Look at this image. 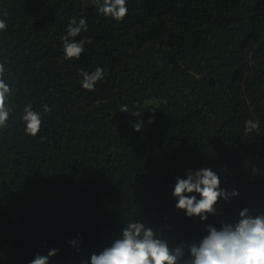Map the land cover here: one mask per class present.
<instances>
[{"label":"trees","instance_id":"16d2710c","mask_svg":"<svg viewBox=\"0 0 264 264\" xmlns=\"http://www.w3.org/2000/svg\"><path fill=\"white\" fill-rule=\"evenodd\" d=\"M127 7L116 22L92 0H0V63L15 105L0 129V264H29L52 248L49 264H90L135 220L175 247L209 224L235 223L245 207L264 213V0ZM81 16L88 30L74 39L91 44L64 59L62 37ZM97 67L103 81L83 89L81 70ZM29 104L42 117L35 137L21 119ZM249 119L258 131L245 132ZM209 167L240 195L207 221L187 218L175 208L176 180Z\"/></svg>","mask_w":264,"mask_h":264},{"label":"clouds","instance_id":"9594fccd","mask_svg":"<svg viewBox=\"0 0 264 264\" xmlns=\"http://www.w3.org/2000/svg\"><path fill=\"white\" fill-rule=\"evenodd\" d=\"M98 13L116 22H122L128 14L127 0H92ZM86 6V5H85ZM7 24L0 19V31H4ZM85 17L70 19L63 39L64 59H79L84 52V45L91 44V40L76 41L81 32H87ZM10 75L5 63H0V129L7 127V123L14 112L12 103L14 90L5 79ZM83 77L82 88L93 91L99 81H103L106 73L97 67L92 73L80 72ZM48 113L51 109L43 106ZM121 113L128 112V106L121 107ZM144 114V113H143ZM140 112L134 113L141 117ZM27 135L37 136L42 128V117L39 111H34L31 104L23 108L21 116ZM152 120L149 121L151 123ZM143 122L133 125V130L141 131ZM259 130V122L249 119L246 121L245 132ZM220 176L212 168H202L195 172L188 170L186 178H177L173 190V197L177 201L175 208L183 211L187 218L197 217L202 222L209 216L217 215L216 205L220 200L229 202L240 195L237 189L229 192L221 188ZM199 197V198H197ZM207 235L199 241L188 243L182 241L172 247L163 237L160 229L145 225L138 220L124 224L122 234L110 246L103 248L98 254L92 253L90 264H264V213L253 215L245 207L239 212V219L235 223L222 222L219 230L213 225H207ZM76 249L80 248L75 240L69 242ZM59 249L52 248L46 255L36 254L29 264H49L50 259L59 254ZM78 264H89V260L80 259Z\"/></svg>","mask_w":264,"mask_h":264}]
</instances>
